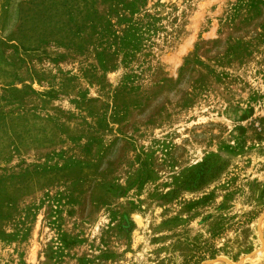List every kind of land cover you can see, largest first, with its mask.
<instances>
[{
  "label": "rangeland",
  "instance_id": "rangeland-1",
  "mask_svg": "<svg viewBox=\"0 0 264 264\" xmlns=\"http://www.w3.org/2000/svg\"><path fill=\"white\" fill-rule=\"evenodd\" d=\"M0 264H264V0H0Z\"/></svg>",
  "mask_w": 264,
  "mask_h": 264
}]
</instances>
